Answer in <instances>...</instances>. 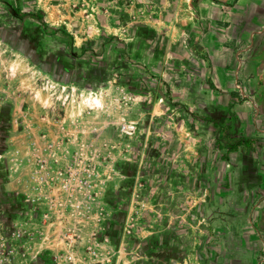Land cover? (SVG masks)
Wrapping results in <instances>:
<instances>
[{
	"label": "rangeland",
	"instance_id": "374dc122",
	"mask_svg": "<svg viewBox=\"0 0 264 264\" xmlns=\"http://www.w3.org/2000/svg\"><path fill=\"white\" fill-rule=\"evenodd\" d=\"M244 1L0 0L2 264H264Z\"/></svg>",
	"mask_w": 264,
	"mask_h": 264
},
{
	"label": "crops",
	"instance_id": "0c3cea01",
	"mask_svg": "<svg viewBox=\"0 0 264 264\" xmlns=\"http://www.w3.org/2000/svg\"><path fill=\"white\" fill-rule=\"evenodd\" d=\"M264 1L263 0H249V1H244V5H250L251 6V11L257 14V20L259 17L258 16L260 13L264 11ZM244 28H242L243 30Z\"/></svg>",
	"mask_w": 264,
	"mask_h": 264
},
{
	"label": "trees",
	"instance_id": "16d2710c",
	"mask_svg": "<svg viewBox=\"0 0 264 264\" xmlns=\"http://www.w3.org/2000/svg\"><path fill=\"white\" fill-rule=\"evenodd\" d=\"M38 19L43 20V17L41 16V14L38 15ZM252 140L251 139H245V140H237L234 143L232 142V144H229V150L230 151H237L239 149V147H241L242 145H245L247 147L251 146Z\"/></svg>",
	"mask_w": 264,
	"mask_h": 264
},
{
	"label": "built area",
	"instance_id": "2783aa9c",
	"mask_svg": "<svg viewBox=\"0 0 264 264\" xmlns=\"http://www.w3.org/2000/svg\"><path fill=\"white\" fill-rule=\"evenodd\" d=\"M0 264H2V262L0 261Z\"/></svg>",
	"mask_w": 264,
	"mask_h": 264
}]
</instances>
